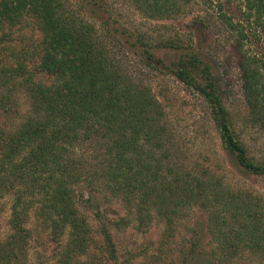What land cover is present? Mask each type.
Masks as SVG:
<instances>
[{
  "label": "trees",
  "instance_id": "obj_1",
  "mask_svg": "<svg viewBox=\"0 0 264 264\" xmlns=\"http://www.w3.org/2000/svg\"><path fill=\"white\" fill-rule=\"evenodd\" d=\"M130 1L152 19L181 10L177 0ZM216 1L241 3L248 27H260L264 33V0ZM24 12L33 17L38 34L33 53L0 56V77L19 80L29 101V114L16 130L0 126V197H14L12 240L23 239L19 214L38 204L36 213L49 214L53 233L68 228L70 245L84 247L89 229L79 216L75 187L86 183L93 190L107 191L127 208L132 205L137 221L146 222L155 211L167 231L173 228L179 207L191 204L204 210L214 245L203 248V232L195 230L196 240L177 264H233V258L246 252L264 261V201L222 186L204 172L180 174L179 168L167 164L170 155L163 148L165 127L157 98L113 63L95 27L72 17L62 0H0L3 43L7 30L22 24ZM223 17L243 39L244 26ZM145 54L153 61L149 51ZM157 63L207 104L221 147L234 163L248 174L264 177V164L248 156L236 135L211 65L195 53L181 54L168 65ZM258 64L250 58L239 64L246 102L256 119L264 116V72ZM9 101L0 98V113L10 111ZM97 214L103 241L115 258V244ZM165 245L167 240L158 251L163 252Z\"/></svg>",
  "mask_w": 264,
  "mask_h": 264
},
{
  "label": "rangeland",
  "instance_id": "obj_2",
  "mask_svg": "<svg viewBox=\"0 0 264 264\" xmlns=\"http://www.w3.org/2000/svg\"><path fill=\"white\" fill-rule=\"evenodd\" d=\"M62 1L72 17L95 27L96 36L113 63L134 83L149 88L157 98L163 111L161 124L165 127L163 148L170 155L167 164L179 168L180 174L204 172L222 186L244 190L264 201V177L248 174L234 163L221 147L207 104L157 63L168 65L186 53H195L208 62L222 102L232 115L239 141L251 159L264 164V116L259 119L252 116L239 67L241 59L250 58L257 60L264 72V33L260 27L255 30L248 27L241 3L177 0L179 13L152 19L130 0ZM223 16L244 26L243 39L225 24ZM33 21L31 14L24 12L22 24L7 30L9 36L5 45L0 40V56L20 57L33 53L38 36ZM169 45L176 49L168 48ZM146 50L152 54L153 61L146 59ZM3 75L0 98L5 101L8 97V104L12 106L7 114L0 113V126L11 132L29 114V101L20 81L16 78L13 82L7 81ZM75 190L79 216L89 229L81 249L70 245L68 228L53 233L49 214L36 213L38 204L27 214H19L23 239L13 241L11 206L14 197L12 194L0 197V264H177L181 262L182 253L196 240L195 230L200 229L203 248L214 245L206 229L207 213L198 206L179 207L173 216L172 231H167L165 221L155 211L147 215L146 222H140L132 205L127 208L105 190H93L86 187V183ZM96 212L115 244V258L110 257L103 241ZM164 238L167 245L161 252L158 250L166 242ZM233 260V264H264L247 252Z\"/></svg>",
  "mask_w": 264,
  "mask_h": 264
}]
</instances>
